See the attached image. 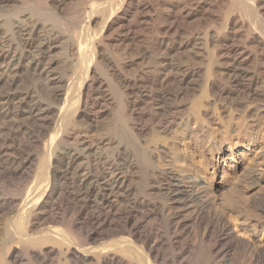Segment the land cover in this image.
<instances>
[{"label": "bare ground", "instance_id": "6f19581e", "mask_svg": "<svg viewBox=\"0 0 264 264\" xmlns=\"http://www.w3.org/2000/svg\"><path fill=\"white\" fill-rule=\"evenodd\" d=\"M67 1L0 0V264H264L260 0Z\"/></svg>", "mask_w": 264, "mask_h": 264}, {"label": "rangeland", "instance_id": "374dc122", "mask_svg": "<svg viewBox=\"0 0 264 264\" xmlns=\"http://www.w3.org/2000/svg\"><path fill=\"white\" fill-rule=\"evenodd\" d=\"M208 1H212V0H208ZM67 3H69V4L71 3L69 7H72V9H70V10L74 11V9L76 8L75 7L76 3H75V5H72L74 3H72L71 0L67 1ZM257 3H258V6L261 8L262 12L264 13V0H260ZM216 10H217L216 8H213L212 10H209V12L217 14ZM262 16H263L262 18L264 19V15H262ZM162 20L163 19H161L158 16L157 17L153 16L151 18V20H148L147 22L139 23V25L136 29V32H138L139 34H147V36L150 35V32H155L156 30L160 31V32H164V30L162 29V26L164 24V22H163L164 20L163 21ZM215 24H216V22L214 20V17H212V16L209 17V13H207L206 11H201L198 14H196L195 16H193L192 18H190L189 20H187V22L185 23V26L188 28L187 30H189L190 32H197V31H200V29H202V27L206 28V27L214 26ZM99 26H98V28H99ZM113 29L114 28H112L108 34L110 35V33L112 32L109 40L113 44H115L118 42V41H116V38L121 36L120 35L121 33H118L116 30H115V32H117V33H115V32H113L114 31ZM140 45L141 44L139 42L135 41V42H132L131 48L133 50L137 51L139 49L138 46H140ZM116 47H120V46H116ZM121 47H124V45ZM64 67H66V66H64ZM57 69L59 72H60V70L63 71V68L62 69L57 68ZM26 85H28V84H26ZM102 118H104V117H102ZM105 121L107 122L106 119H105ZM106 122H105V124H106ZM103 124H104V121H103ZM6 218H7L6 216H2L0 218V224H1V222H4Z\"/></svg>", "mask_w": 264, "mask_h": 264}]
</instances>
